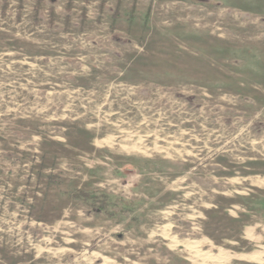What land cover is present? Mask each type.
Instances as JSON below:
<instances>
[{
    "label": "rangeland",
    "instance_id": "obj_1",
    "mask_svg": "<svg viewBox=\"0 0 264 264\" xmlns=\"http://www.w3.org/2000/svg\"><path fill=\"white\" fill-rule=\"evenodd\" d=\"M0 264H264V0H0Z\"/></svg>",
    "mask_w": 264,
    "mask_h": 264
},
{
    "label": "trees",
    "instance_id": "obj_2",
    "mask_svg": "<svg viewBox=\"0 0 264 264\" xmlns=\"http://www.w3.org/2000/svg\"><path fill=\"white\" fill-rule=\"evenodd\" d=\"M114 16H116V15H114Z\"/></svg>",
    "mask_w": 264,
    "mask_h": 264
}]
</instances>
